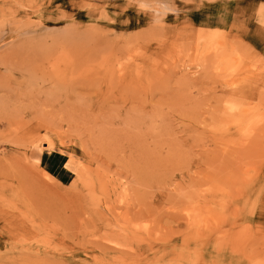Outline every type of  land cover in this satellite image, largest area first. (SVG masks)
Segmentation results:
<instances>
[{
	"label": "rangeland",
	"instance_id": "374dc122",
	"mask_svg": "<svg viewBox=\"0 0 264 264\" xmlns=\"http://www.w3.org/2000/svg\"><path fill=\"white\" fill-rule=\"evenodd\" d=\"M176 5L0 0V264H264V0Z\"/></svg>",
	"mask_w": 264,
	"mask_h": 264
},
{
	"label": "clouds",
	"instance_id": "9594fccd",
	"mask_svg": "<svg viewBox=\"0 0 264 264\" xmlns=\"http://www.w3.org/2000/svg\"><path fill=\"white\" fill-rule=\"evenodd\" d=\"M133 4L137 14L147 16L155 27H163L167 16L178 11L176 0H133Z\"/></svg>",
	"mask_w": 264,
	"mask_h": 264
},
{
	"label": "crops",
	"instance_id": "0c3cea01",
	"mask_svg": "<svg viewBox=\"0 0 264 264\" xmlns=\"http://www.w3.org/2000/svg\"><path fill=\"white\" fill-rule=\"evenodd\" d=\"M44 160L46 162V166L50 167L56 173H61L62 168L64 167V161L60 155L48 154L44 156Z\"/></svg>",
	"mask_w": 264,
	"mask_h": 264
},
{
	"label": "bare ground",
	"instance_id": "6f19581e",
	"mask_svg": "<svg viewBox=\"0 0 264 264\" xmlns=\"http://www.w3.org/2000/svg\"><path fill=\"white\" fill-rule=\"evenodd\" d=\"M37 178V177H36Z\"/></svg>",
	"mask_w": 264,
	"mask_h": 264
}]
</instances>
